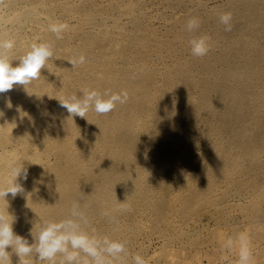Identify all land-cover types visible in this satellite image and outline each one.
<instances>
[{"label":"bare ground","instance_id":"6f19581e","mask_svg":"<svg viewBox=\"0 0 264 264\" xmlns=\"http://www.w3.org/2000/svg\"><path fill=\"white\" fill-rule=\"evenodd\" d=\"M193 17L201 27L188 33ZM62 22L56 40L49 25ZM193 35L209 37L206 56L191 54ZM0 39L15 41L14 63L33 42L55 43L39 79L0 93V184L12 160L28 172L25 195L0 202L16 233L31 242L33 224L78 201L86 230L127 242V264L139 238L171 242L235 196H255L264 215V0H0ZM84 89L129 99L73 121L59 99Z\"/></svg>","mask_w":264,"mask_h":264},{"label":"clouds","instance_id":"9594fccd","mask_svg":"<svg viewBox=\"0 0 264 264\" xmlns=\"http://www.w3.org/2000/svg\"><path fill=\"white\" fill-rule=\"evenodd\" d=\"M232 19L231 12L219 15V21L224 25L226 32L233 30ZM200 27V19L193 17L188 20L186 31L196 33ZM69 28L70 25L65 22L49 25V31L54 34L56 40L63 39V34ZM208 41L207 35H193L188 41L191 54L195 57L206 56L210 50ZM14 46V40L0 39V93L12 90L15 85L26 87L39 79L41 70L47 69V62L54 56L55 51V43L52 41L33 42L30 50L14 63L9 55ZM85 59L81 54L68 62L75 66L85 63ZM128 99L127 90L101 92L84 89L82 95L61 97L59 104L66 109L68 118L74 121L75 117L87 119L89 111H95L98 115L108 114L118 105L125 104ZM27 177L28 172L24 163L10 161L6 186L0 184V202H7L9 205V195L12 199L18 195L24 196L25 188L20 180L26 181ZM8 209L0 207V264H13V255L17 257L16 264H32L33 259L36 264H124V257L129 255L126 241L112 239L107 235L100 237L86 230L89 225L88 216L78 201L72 202L66 218L58 221L44 219L36 225L33 224L30 230L31 242L14 231L16 217ZM126 210L132 209L128 207ZM101 216L109 223H119L118 217L108 210H103ZM219 250L222 261H228V254L235 250V264H255L251 238L246 230L227 237L220 243ZM132 259L134 264H147L145 258L139 254L134 255Z\"/></svg>","mask_w":264,"mask_h":264},{"label":"rangeland","instance_id":"374dc122","mask_svg":"<svg viewBox=\"0 0 264 264\" xmlns=\"http://www.w3.org/2000/svg\"><path fill=\"white\" fill-rule=\"evenodd\" d=\"M259 201L251 194L241 198L235 196L224 209L215 212L209 210L210 213L204 212L196 221L186 223L185 229L188 233L171 242L157 235L139 238L140 241L136 240L135 247L133 246L135 253L131 256L139 254L145 258L147 264H177L179 261L180 264H235L236 251L228 254V261H222L219 244L227 237L246 230L251 238L255 264H264V215H257ZM257 226L261 231L256 229ZM131 256L127 264H134Z\"/></svg>","mask_w":264,"mask_h":264}]
</instances>
